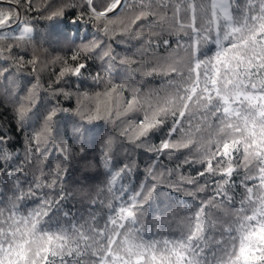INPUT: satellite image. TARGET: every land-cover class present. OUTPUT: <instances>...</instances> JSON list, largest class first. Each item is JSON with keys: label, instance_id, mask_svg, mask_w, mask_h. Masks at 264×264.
Wrapping results in <instances>:
<instances>
[{"label": "snow or ice", "instance_id": "1", "mask_svg": "<svg viewBox=\"0 0 264 264\" xmlns=\"http://www.w3.org/2000/svg\"><path fill=\"white\" fill-rule=\"evenodd\" d=\"M34 5L0 0V59L38 72L35 47L31 58L21 54L33 40L28 14L39 11ZM68 8L78 9L76 20L86 18L107 40L94 36L70 60L43 64L59 62L60 69L43 88L47 102L38 116L39 79L17 104L22 129L33 116L39 121L26 148V163H36L39 175L28 180L22 167L12 169L18 157L0 134V177L12 182L6 200L0 187V264H264V0H61L48 5L46 18H63ZM117 37L146 38L149 45L154 39L164 53L121 55L113 42L127 41ZM85 59L99 61L94 74L88 71V85L80 83L88 70ZM117 65L129 73L122 82ZM157 76L164 78V95L145 96V85ZM11 77L7 66L0 67V78L14 83ZM61 97L75 98L76 108L63 106ZM69 111L88 122L133 125L120 136L134 146L137 159L126 150L124 162L116 160L111 136L101 145L107 197L100 203L108 210L103 227L96 215L85 219L65 203L72 193L64 162L74 149L60 133L58 117ZM137 112L142 118L125 120ZM169 118L167 135L154 142ZM81 134L80 126L73 128L74 136ZM164 158L175 167L164 165ZM195 165V175L184 174L185 166ZM241 171L236 207L234 176ZM161 186L190 201L181 200L178 216L171 212L178 236L146 239Z\"/></svg>", "mask_w": 264, "mask_h": 264}, {"label": "trees", "instance_id": "2", "mask_svg": "<svg viewBox=\"0 0 264 264\" xmlns=\"http://www.w3.org/2000/svg\"><path fill=\"white\" fill-rule=\"evenodd\" d=\"M60 2L61 0H35L34 6L38 7L39 11L28 14V23L33 27V40L28 44L27 51L21 54L26 59L31 58L33 47H35L37 50L36 54L40 58V64L37 65L38 72H32L31 65L18 69L12 60L0 59V67L7 66L10 73H12L11 80L14 81V83H11L0 78V134L6 135L9 150L15 157H18L17 162L12 165V169L15 170L17 167H22L24 172L27 173L28 180L33 178V174L39 175L36 163L31 167L26 163L28 139L31 137L33 130L39 127L37 116L44 111V105L47 102V93L43 91V88H46L55 79L54 74L60 69L59 62L48 63L46 68L43 67V64L53 61L56 57L70 60L73 51L82 43L89 42L94 36L107 40L101 33L96 32L90 23H86V18L79 21L76 20L78 11L76 8L66 9V14L63 18L47 19L45 9L48 5L56 6ZM74 2L79 4L80 0H74ZM141 23L146 24L147 22ZM145 31H147L146 28ZM117 40L127 41L124 44L113 42L114 47L121 55L126 54L140 59L141 56L150 58L164 53L163 46L160 45L158 47L154 39L151 45L147 43L146 38L127 40L126 37H117ZM174 47L175 44H173ZM16 51H19V49ZM84 62L88 64V70L85 72V77L81 78L80 83L88 85L91 83L90 78H88V71L94 74L99 66V61L85 59ZM116 71L118 72L116 79L121 82L129 75L128 71L119 65L116 66ZM136 75L139 78V74L137 73ZM37 79L43 86L39 89L42 98L39 100L37 116H33L31 120L26 121L22 129L17 119L16 106L27 95L28 89ZM71 79L73 81L76 80L74 77ZM163 80L164 78L160 76L150 78L149 83L145 85L144 95L147 96L151 93L154 96L156 92H160V95L163 96ZM73 87H76V84H73ZM6 88L7 92L5 91ZM61 104L70 109L76 108L75 98L68 101L61 97ZM142 116L143 112H137L130 114L125 120H136L142 118ZM58 124L60 133L65 136L74 149L71 160L64 162L69 165L68 173L70 177L66 187L72 193L71 198L65 202L66 206L76 212L78 216L82 215L85 219L91 215H96L99 221L98 226L103 227L107 219L106 213L108 210L105 205L100 203V200H106L107 197L106 189H104L106 184L105 169L100 160L101 145L111 136L114 139L113 153L116 160L124 162L127 154L126 150H131V159H137V152L134 146L128 142V139L120 136V131L124 127L131 128L133 125L125 122H117L115 125L107 121L88 122L81 119L74 111L62 112L58 117ZM76 126H80L82 133L78 137L73 135V128ZM169 127H171V118H169L163 130L154 135L153 141L158 143L160 139L164 138ZM174 138H178V136ZM82 145L84 146V152L80 151ZM56 161L57 157L52 153L50 162L53 168ZM139 163L141 172L138 179H143L144 154L142 152L139 155ZM175 163V161H169L167 158L163 159V164L169 167H175ZM199 167V165L185 166L183 172L185 175H195ZM242 175L243 172L241 171L240 175L234 176L236 207H239V197L243 192V188L240 186ZM20 178L21 182H23V173ZM203 179L205 178H201V182H203ZM0 187L5 189L6 200L7 194L12 188V182L7 180V176L0 177ZM102 189H104L103 194L97 199V195L101 193ZM158 193V200L152 204L151 216L147 224L149 230L144 235L146 239L162 241L164 238H172L180 234L178 219H174L171 212L177 211L181 200L187 199L190 201V198H185L182 194L171 193L165 186L159 187ZM94 199H97V202L93 206L92 201ZM211 211L223 217L222 210L212 209ZM178 215L179 212L177 211Z\"/></svg>", "mask_w": 264, "mask_h": 264}]
</instances>
